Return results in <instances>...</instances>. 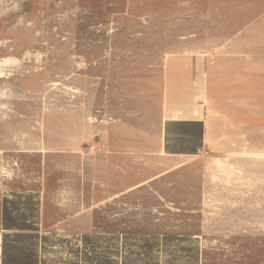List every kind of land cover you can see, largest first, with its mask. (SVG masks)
Listing matches in <instances>:
<instances>
[{
  "label": "rangeland",
  "instance_id": "1",
  "mask_svg": "<svg viewBox=\"0 0 264 264\" xmlns=\"http://www.w3.org/2000/svg\"><path fill=\"white\" fill-rule=\"evenodd\" d=\"M240 4L0 0V239L43 229L66 264H264V24L224 42ZM170 70L205 112L195 156L163 150Z\"/></svg>",
  "mask_w": 264,
  "mask_h": 264
},
{
  "label": "crops",
  "instance_id": "2",
  "mask_svg": "<svg viewBox=\"0 0 264 264\" xmlns=\"http://www.w3.org/2000/svg\"><path fill=\"white\" fill-rule=\"evenodd\" d=\"M241 1L244 4L234 7L231 11L222 10L221 15L229 18L233 24L230 25L231 29L224 30L227 34L224 42L249 43L252 40L251 34L264 24V5L250 4L254 0ZM173 74L171 70L166 73L165 89L168 100L181 107L184 106L180 110L170 111V116L166 119L163 150L169 156H195L205 145V112L202 108V115L200 114L197 103L185 104L187 100L192 99L195 89L190 80L178 79ZM178 91H181L180 96ZM42 230L4 228L6 233L0 239V264H66V260L70 262L65 258L44 256L45 243L42 241Z\"/></svg>",
  "mask_w": 264,
  "mask_h": 264
},
{
  "label": "bare ground",
  "instance_id": "3",
  "mask_svg": "<svg viewBox=\"0 0 264 264\" xmlns=\"http://www.w3.org/2000/svg\"><path fill=\"white\" fill-rule=\"evenodd\" d=\"M7 61V60H6Z\"/></svg>",
  "mask_w": 264,
  "mask_h": 264
}]
</instances>
